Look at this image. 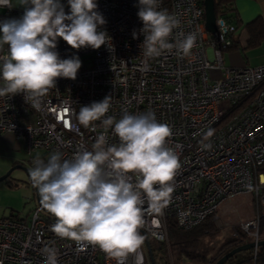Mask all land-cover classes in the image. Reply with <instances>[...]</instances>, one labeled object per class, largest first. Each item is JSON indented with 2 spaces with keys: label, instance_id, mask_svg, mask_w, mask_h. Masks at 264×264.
Returning <instances> with one entry per match:
<instances>
[{
  "label": "built area",
  "instance_id": "obj_1",
  "mask_svg": "<svg viewBox=\"0 0 264 264\" xmlns=\"http://www.w3.org/2000/svg\"><path fill=\"white\" fill-rule=\"evenodd\" d=\"M96 2L106 20L100 30L111 37L114 50L107 44L97 50H76L58 38L60 58L78 56L81 61L76 79L58 78L38 109L26 103L23 94L0 97V133H10L22 143L26 156L20 163L29 169L37 156L45 159L59 151L70 159L78 150L91 151L104 128L100 121L94 122L95 131L84 128L78 121L79 110L109 96L107 116L119 119L125 111L135 115L151 111L159 122L168 124L172 136L167 143L181 165L171 182L174 191L168 205L160 213L146 211L141 233L168 244L169 218L189 229L214 216L227 198L248 193L259 208L241 224V232L248 241H258L264 214V65H224L223 51L232 44L237 26L218 16L216 31L209 32L203 0H160L159 8L180 20L169 42L194 33L196 44L188 56L173 49L156 58L145 57L140 47L144 36L138 0ZM61 3L68 13L67 1ZM0 7L19 15L24 12ZM210 128L214 135L203 141ZM107 137L110 145L119 142L111 128ZM202 141L211 149H203ZM54 223L55 217L40 200L25 218L0 217V264H44L45 247L58 250V264H115L98 247L57 237L51 231ZM140 253L142 264H149L143 247ZM127 264H135L133 256Z\"/></svg>",
  "mask_w": 264,
  "mask_h": 264
},
{
  "label": "clouds",
  "instance_id": "obj_2",
  "mask_svg": "<svg viewBox=\"0 0 264 264\" xmlns=\"http://www.w3.org/2000/svg\"><path fill=\"white\" fill-rule=\"evenodd\" d=\"M159 2L138 0L143 55L156 58L175 49L188 56L196 35L169 42L180 20L160 9ZM67 4L68 13L60 0H20L23 15L0 21V97L23 94L26 103L38 109L58 78L76 79L81 61L78 56L61 59L58 38L76 50H97L106 44L114 50L111 37L100 30L106 20L97 11L96 0H67ZM0 5L11 8V0H0ZM132 35L137 38L135 31ZM110 107L109 96L80 107L78 121L84 128L95 131L96 121L104 128L91 151L78 150L70 159L59 151L47 161L37 156L28 174L43 209L55 217L51 231L57 237L98 247L115 264H127L130 256L142 264L145 213H160L168 205L174 191L171 182L181 165L167 143L172 129L155 113L125 111L116 119L106 115ZM109 128L118 137L117 144L108 143ZM213 135L214 129H208L203 141ZM203 141L202 148L211 149ZM42 252L44 264H58L55 247Z\"/></svg>",
  "mask_w": 264,
  "mask_h": 264
},
{
  "label": "rangeland",
  "instance_id": "obj_3",
  "mask_svg": "<svg viewBox=\"0 0 264 264\" xmlns=\"http://www.w3.org/2000/svg\"><path fill=\"white\" fill-rule=\"evenodd\" d=\"M223 51V56L226 54ZM42 151H37L40 155ZM22 157L26 154L21 152ZM49 157V154L46 155ZM42 159V158H41ZM14 160L0 156V175L4 174L8 168L16 163ZM40 200L38 192L32 186L27 173L21 168H14L11 173L4 179L0 180V217H27L37 206V201ZM257 205L252 195L248 193L236 194L227 198L219 204L217 212L210 217L213 228L218 230L215 237L206 239L202 250L208 249L207 263L211 262V258L218 254L217 249L226 238L236 236L235 232L242 234L241 224L255 215ZM150 242L153 249V258L156 264H166L169 261L171 264H176V256L174 255L171 245L164 244V251L158 248L159 243L150 237ZM162 244V243H161ZM145 254H147L145 240L142 245ZM147 259L150 263L148 254ZM173 261V262H172ZM179 264H201L193 261L183 260Z\"/></svg>",
  "mask_w": 264,
  "mask_h": 264
},
{
  "label": "trees",
  "instance_id": "obj_4",
  "mask_svg": "<svg viewBox=\"0 0 264 264\" xmlns=\"http://www.w3.org/2000/svg\"><path fill=\"white\" fill-rule=\"evenodd\" d=\"M234 0H214V12L215 16H222L227 22L233 23L236 26L239 24L237 14L233 6ZM264 25V22L257 17L247 23L249 29H255L258 26ZM234 46V39L229 48ZM48 157H45L47 161ZM257 208L259 206L257 205ZM208 215L197 225L189 229H184L175 223L173 218L167 220V232L168 243L173 248L174 255L176 256V262H181V259L201 263V264H213L221 255L226 253L233 247L238 246L241 243L249 242V236L242 233L241 239L234 237L226 238L223 243L218 247V254L211 258V262L207 263L208 249L202 250L204 241L206 239H212L216 236L218 230L213 228L212 221ZM259 239H264V214L260 216V223L258 228ZM151 244V242H150ZM164 244L159 243L158 248L164 251ZM151 250L152 245H151ZM153 254V253H152ZM166 264H170L166 261ZM222 264H264V244L251 247L244 250H240L231 255Z\"/></svg>",
  "mask_w": 264,
  "mask_h": 264
},
{
  "label": "crops",
  "instance_id": "obj_5",
  "mask_svg": "<svg viewBox=\"0 0 264 264\" xmlns=\"http://www.w3.org/2000/svg\"><path fill=\"white\" fill-rule=\"evenodd\" d=\"M67 1V0H60ZM12 7L24 10L20 0H11ZM233 6L237 14L239 24L234 33V46L229 48L223 56L224 65L257 66L264 65V25L255 29H249L247 23L259 17L264 22V0H234ZM22 15L8 12L0 7V21L12 18H20ZM7 48V45L4 46ZM25 154L23 145L10 133H0V156L14 160L12 163H20L23 159L21 152ZM21 164V163H20Z\"/></svg>",
  "mask_w": 264,
  "mask_h": 264
},
{
  "label": "water",
  "instance_id": "obj_6",
  "mask_svg": "<svg viewBox=\"0 0 264 264\" xmlns=\"http://www.w3.org/2000/svg\"><path fill=\"white\" fill-rule=\"evenodd\" d=\"M203 10H204V23H205L206 29L209 32L216 31L217 27L215 24L216 16H215V12H214V0H203ZM14 168L23 169L27 173V175L29 176L28 167H26L23 164L17 163L16 165H13L10 168H8V170L4 174L0 175V180L6 178ZM36 193H37V190H36ZM37 202H39V200ZM142 234L145 236L146 249H147V254H148L150 263L156 264L154 261V258H153L150 240H149L148 236L146 235V233L142 232ZM262 244H264V239H259L256 242L255 241H249V242L241 243L238 246L233 247L232 249L228 250L226 253L221 255L213 264H222L225 260H227L235 252H238L240 250H244L247 248H251V247H256V246H259Z\"/></svg>",
  "mask_w": 264,
  "mask_h": 264
}]
</instances>
